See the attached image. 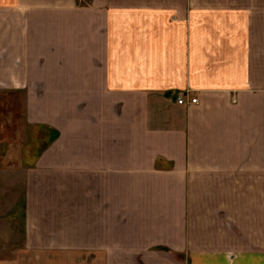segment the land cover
Here are the masks:
<instances>
[{"label": "crops", "instance_id": "0c3cea01", "mask_svg": "<svg viewBox=\"0 0 264 264\" xmlns=\"http://www.w3.org/2000/svg\"><path fill=\"white\" fill-rule=\"evenodd\" d=\"M0 91L34 264H264V0H0Z\"/></svg>", "mask_w": 264, "mask_h": 264}, {"label": "rangeland", "instance_id": "374dc122", "mask_svg": "<svg viewBox=\"0 0 264 264\" xmlns=\"http://www.w3.org/2000/svg\"><path fill=\"white\" fill-rule=\"evenodd\" d=\"M23 101L22 94L0 91V264H34L36 258L43 263L49 258L42 255L40 260V255L21 250L24 163L18 154L44 147L48 142L45 134L49 133L24 124ZM57 257L75 264L81 260L75 254Z\"/></svg>", "mask_w": 264, "mask_h": 264}, {"label": "built area", "instance_id": "2783aa9c", "mask_svg": "<svg viewBox=\"0 0 264 264\" xmlns=\"http://www.w3.org/2000/svg\"><path fill=\"white\" fill-rule=\"evenodd\" d=\"M176 102L181 105L185 103H196L197 97L190 96L187 93H180L176 96Z\"/></svg>", "mask_w": 264, "mask_h": 264}]
</instances>
